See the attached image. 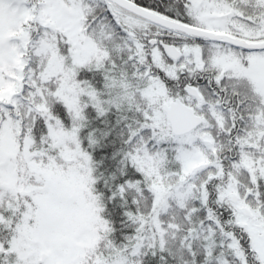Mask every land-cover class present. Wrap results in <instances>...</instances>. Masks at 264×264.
I'll list each match as a JSON object with an SVG mask.
<instances>
[{
  "label": "snow or ice",
  "instance_id": "1",
  "mask_svg": "<svg viewBox=\"0 0 264 264\" xmlns=\"http://www.w3.org/2000/svg\"><path fill=\"white\" fill-rule=\"evenodd\" d=\"M0 264H264V0H0Z\"/></svg>",
  "mask_w": 264,
  "mask_h": 264
}]
</instances>
